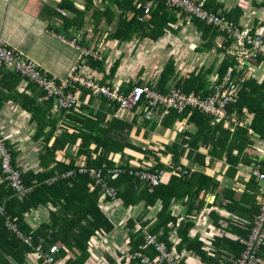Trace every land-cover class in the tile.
I'll return each instance as SVG.
<instances>
[{"label": "trees", "instance_id": "trees-1", "mask_svg": "<svg viewBox=\"0 0 264 264\" xmlns=\"http://www.w3.org/2000/svg\"><path fill=\"white\" fill-rule=\"evenodd\" d=\"M85 1L86 9L80 11L74 6L73 0H62L58 7L64 14L53 12V16L60 20V25L52 27L51 30L67 40L75 38L81 47L90 51H97L100 42L103 41V35L106 39L117 42H128L133 37L157 41L165 35L167 30L171 29L173 32V29L169 27L175 22L171 11L173 9L168 8L162 0H155L147 14L144 13V5L149 0H100L97 7L93 5L92 0ZM211 4L213 0L203 5L208 11L217 12ZM89 12L90 15L86 19ZM234 14L223 13L224 17L235 22ZM87 21L91 25L90 32V29L84 30ZM194 22L202 26V37H207L211 27L196 19ZM108 27L112 28L109 32L106 31ZM214 37L215 35H211L210 39ZM202 45L205 48L209 47V44ZM88 61L96 63L95 66L102 71V60L87 58L84 64ZM234 64L235 61L228 56L218 70L217 82L221 81L228 68H234ZM117 66L118 61H115L107 78L113 77ZM38 69L42 70L39 66ZM210 71V69L201 68L197 73L192 72L187 77L179 79L174 61L170 59L160 72L156 85L148 84L147 86L165 93L171 85H175L186 93L194 92L206 96L212 91V84H209L206 77ZM236 75L233 69L235 78H237ZM20 80L24 79L11 68L1 69L0 109L4 103L13 101L30 115L29 121L33 125L30 139L38 146L37 168L32 170L16 165L17 152L9 141L5 142L11 151L12 164L16 165L21 172L22 185L25 191L29 192L23 197H17L8 184L0 183V202L5 215L17 225L21 235H14L7 230L5 217L0 215V264H27V258L30 256L37 257L38 264H47L45 256L52 246L57 247V252L53 255L54 264H86L91 238L96 234L109 233L113 229V224L101 208L102 203L115 201H120L125 208L142 204L144 211L142 216L157 203L160 204L153 222H151L152 219L141 222L140 229L135 232L133 222H128L130 229L128 245L135 264H142L140 259L134 256L136 252L142 253L151 260L157 256L153 247L143 245L145 233L155 235L157 240L164 244L167 253L178 260V264H186L179 258L181 251L197 255L205 264H221L222 261L225 264L235 263L244 248L239 238H247L259 210L241 207L235 210L233 206H236V203H233L232 209L229 207L230 213L248 218L249 222L243 228L236 226L238 224H231L230 231L236 233L238 237L236 240L232 241L223 235L214 236L210 250H204L203 242L196 236L189 235L192 222L187 218L193 214V211L197 214L201 210L202 202L197 209L193 207V204L202 191L215 188L216 182L206 174L191 172L190 168L181 164L184 154L182 145L187 144L190 148L188 157L195 156L194 150L199 142L206 144L208 141H213L214 152L218 149L223 151L227 145L228 161L234 165L237 157L232 156V151L242 152L247 145L246 142L249 141V135L243 125L248 123L244 113L247 112L252 117L249 127L264 139V82L258 85L250 79L242 81L236 102L227 107L228 118L214 125L211 124L209 116L196 111L189 116L188 111L182 114L173 110L169 111L160 121L163 129H172L177 121L187 118L189 123L196 126V131L192 134L177 133L172 142L163 145L162 149L157 151L162 156H169V162L164 164L160 162L156 152L151 149H142L141 146L128 141L127 133L124 134V132L131 131L137 120L136 115L126 121L108 118L107 116L112 115L116 107L107 106V101L103 98L98 99V107L92 106L95 99L83 88L80 89L79 111L66 112L57 109L53 98H45V92L27 80L24 81L30 86L32 95L18 93L14 86ZM9 82L12 83L11 87ZM132 87L131 85L126 90L129 91ZM70 90L74 89L70 88ZM230 117L236 118L237 124L234 125L233 131L223 130L222 124L229 123ZM150 122L142 121V124L152 131L156 123L150 124ZM229 139L230 142H228ZM125 150H130L133 154H126ZM118 154V157H114ZM138 154L143 158H139ZM125 155L128 156L125 158ZM149 159L152 162L144 166L143 162ZM194 160L201 164L203 157L196 155ZM116 165L127 171L116 177L105 173V170ZM78 166L102 168L106 186L116 190L115 199L106 197L103 189L86 174L78 173ZM134 166L146 167L154 172L163 171L165 176L166 173L169 175L167 179L164 177L159 185L150 186L128 174V170L139 169V167L132 168ZM177 167H180V170ZM70 171H73V174L66 176ZM183 199L187 209L184 219L178 221L170 208L176 200L183 201ZM40 208L44 209L47 219L32 228L25 217ZM224 208L226 209V206ZM246 213L250 215L246 216ZM210 215L216 222L214 225L219 227L217 216L213 213ZM173 228L176 229L179 237L176 245L169 240V234ZM27 238L30 239L31 246L25 242ZM38 245L41 246L40 252L36 251ZM173 248L175 251H172ZM224 255L227 256L226 258L229 257L230 261L223 259ZM65 256L67 259L62 263L61 259ZM257 257L258 264H264V244L259 248ZM108 264L116 263L109 259Z\"/></svg>", "mask_w": 264, "mask_h": 264}, {"label": "crops", "instance_id": "crops-1", "mask_svg": "<svg viewBox=\"0 0 264 264\" xmlns=\"http://www.w3.org/2000/svg\"><path fill=\"white\" fill-rule=\"evenodd\" d=\"M149 1L153 5L155 0ZM195 1L201 3L204 7L203 4L209 0ZM60 2L62 0H0V41H4L10 48L21 52L34 61L48 75H52L57 79H65L70 69L74 67L76 53L72 47L66 42L61 41L51 30L52 27H59L60 25V20L56 16H53V12L61 13L58 7ZM73 3L80 11L86 9L85 0H73ZM92 3L97 7L100 4V0H92ZM211 6L216 8V14L223 17V13H235V22L225 18L239 29L248 31L251 34H260L264 38V0H213ZM171 11L173 12L175 22L169 27L173 29V32L169 29L165 35L169 33L177 34V30L181 31V29H183L184 33H188L192 29L199 39V46L192 45L188 50L192 53H202L200 55L205 54L207 57L199 67H193L188 74L192 72L197 73L201 68L210 69V73L206 75L207 81H209L210 85L215 84L218 81V70L229 56L235 61L233 69L237 73V78H240L242 81L250 79L258 85L264 82V58L257 56L244 64H240V59H237L231 53L236 50L237 44L227 35L216 29L214 30L217 33L214 32L213 27L210 26L212 29H209V35L203 38L202 26L194 22L195 18L188 17L178 10L173 9ZM89 15L90 12L86 19H88ZM87 29H90L89 32L91 31L89 21L86 22L84 30ZM111 30L112 28L110 27L106 29L108 32ZM211 35H215L214 38H211L212 40L210 39ZM102 40L97 49L102 54V71L98 69V66H95L97 65L96 63L92 61L90 63L88 61L82 65L83 68L81 69L82 71L80 70V73L82 72L84 76L93 78L100 84L118 86L122 91H127L126 89H129L131 85H137V82L146 86L148 84L156 85L163 67L154 80L142 76L144 80L139 78L136 81H131L126 80L128 71L123 70V65L126 60L125 52L134 41L139 40L154 44L160 39L151 41L149 39L133 37L128 42H117L116 40L106 39L105 35H103ZM203 43L209 44V47H203ZM227 43L228 45H226ZM113 55H116V57H113ZM169 59L174 61L175 71L178 73L179 79L188 76V74L184 76L176 70V60L171 56H169ZM208 60L210 61L209 64H207ZM115 61H118L116 71L113 77L107 78ZM176 80L174 82H177ZM11 86L12 83L9 82V87ZM14 88L18 93L22 92L27 95H32L30 93V86L24 80H20ZM97 104L98 100H94L92 106L98 107ZM135 117L137 120L130 129L131 131L124 132V134L127 133L126 137L128 141L137 146H140L138 144L146 145L144 149H151V151L156 152L160 157V162L164 164L169 162V156H162L157 151L161 150L163 145L172 142L177 133L187 132L192 134L196 131V126L189 123L187 118L184 119L181 130L177 132L176 130L180 127L177 124L178 121L172 129H163L155 117L150 122V124L156 123L155 128L151 131L147 126L142 124V121L137 115ZM244 117H246L248 122L243 125L246 127L247 134L249 135V141L246 142L247 145L243 148L242 152L237 153V150L232 151V156L236 155L235 157H237L234 165L228 161L227 145L223 151L218 149L214 152L213 141H208L206 144L199 142L194 150L196 154L193 157L187 156L190 151L187 144L182 145L184 154L181 164L190 168L191 172L206 174L216 182L215 188L202 191L198 200L193 204V207L197 209L199 203L202 202L201 210L197 214L195 213L196 211H193V214L187 218L192 222L189 235L191 237L196 236L202 241L204 250H210L211 241H213L214 236L223 235L232 241L236 240L238 238L236 233L234 234L230 231L231 224L235 223L238 224L236 226L243 228L249 222L248 218L230 213L229 207L232 209L231 205H234L233 203H236V206H233L235 210L237 207L259 210L264 202V193L262 194L264 184L254 181L249 175L253 163L258 162L262 167L264 166V139L260 138V134L254 132L249 127L248 124L251 121V115L246 112L244 113ZM29 119L30 115L13 101L4 103L0 109V133L15 148L14 150L17 152L15 159L16 165L25 169L36 170V162L30 163V159L36 158L38 146L30 139L33 125ZM181 121L183 119L179 122ZM227 125L228 123L222 124V129L227 130ZM29 127L31 129L30 131ZM228 142H230V139ZM35 145L37 146L36 149ZM33 152L35 154H31ZM125 152L133 154L130 150H125ZM196 155L203 157L201 164L194 160ZM118 156L119 154L114 155V157ZM126 156L128 155H125V158ZM137 156L139 158L142 157L139 154ZM133 165L136 164L134 163ZM168 175L166 173L165 179L168 178ZM225 206L226 209L224 208ZM101 208L113 224V229L109 233L96 234L91 238L88 250L89 257L86 264H108L109 259H112L116 264H135L133 262L134 258L130 253V246L128 245V234L130 233L128 222L132 221L134 224L133 231H137L140 229L141 222L149 219H152L151 222H153V217L160 208V204L157 203L144 216H142L144 213L142 204L125 208L120 201L104 202ZM170 209L179 221L185 217L187 204H185L184 199L183 201L176 200L172 203ZM211 213L217 216L219 227L214 225L216 222L211 217ZM249 215V213H246V216ZM140 216L142 218L137 221ZM25 218L29 226L35 228L47 219V215L44 209L40 208L27 214ZM146 228H144V231H146ZM169 240L173 245L178 243L179 237L177 236L175 228L170 232ZM240 240L241 238H239V242ZM172 251H175V248ZM226 257L224 255L223 259L230 261V258ZM179 258L186 264H205L200 261L197 255L184 251L180 252ZM36 259L37 257L35 256L28 257L27 264H38ZM66 259L67 256L61 259V262L63 263ZM221 264L225 263L222 261Z\"/></svg>", "mask_w": 264, "mask_h": 264}, {"label": "built area", "instance_id": "built-area-1", "mask_svg": "<svg viewBox=\"0 0 264 264\" xmlns=\"http://www.w3.org/2000/svg\"><path fill=\"white\" fill-rule=\"evenodd\" d=\"M168 8L183 12L186 16L195 18L207 26L213 27L219 32L227 35L236 44V50L231 52L240 64H244L249 60L260 56L264 58V38L260 34H251L236 27L231 21L225 17L206 10L201 3L195 0H162ZM152 2L147 1L144 5V13L147 14ZM64 14L63 12H61ZM58 38L66 42L76 52L74 67H72L65 79L57 80L54 76L48 75L46 71L39 70L38 65L16 51L4 42L0 41V79L1 69L11 68L17 72L24 80H27L36 85L40 90L45 92V98L51 97L57 109L66 112H78L81 104L80 89L83 88L89 92L95 100L103 98L107 101V106L116 107L112 115L108 118H117L121 121L131 120L135 115H138L141 121H152L157 118L160 122L169 111L173 110L178 114L188 111L189 116L193 111L211 118V124L222 122L228 118L227 107L236 102L238 92L240 90L241 79L233 76V68H228L223 75L221 81L213 83L212 91L206 96L196 94L194 92H183L179 87L171 85L165 93H162L154 88L140 84L133 86L129 91H122L118 86L110 84H100L96 80L84 76L79 71L83 68V64L87 58L100 61L102 54L99 50L90 51L81 47L75 38L67 40L61 35ZM58 81V82H56ZM73 88L74 90H70ZM185 119V118H184ZM184 119L177 124L181 130V125ZM243 120V119H242ZM246 121V120H245ZM234 117H230L227 129L233 131V127L237 124ZM7 138L0 133V183L5 182L17 197H23L26 193L21 182V172L18 167L12 164L11 151L6 145ZM134 166L132 168H138ZM129 169V168H128ZM180 170V167H177ZM125 169L116 165L113 168L105 170L107 175L116 177L118 174L125 173ZM78 173L86 174L90 179L94 180L96 185L103 189V194L115 199L116 190L112 187H107L102 168H87L78 166ZM73 174V171L67 173L66 176ZM128 174L136 177L142 182L148 183L150 186H157L165 177L163 171H151L146 167H139L137 170H128ZM250 177L264 184V168L260 163L256 162L250 168ZM264 188L262 189V194ZM264 195V194H263ZM0 215L5 217V227L11 233L21 236L18 227L9 217L5 215L4 208L0 202ZM143 245H150L154 248L157 256L151 260L142 253H134V256L140 259L142 264H178L172 255L167 253L164 244L157 240L155 235L144 234ZM28 246H31L30 239L25 241ZM243 251L236 259L234 264H258L259 258L257 252L264 244V202L260 206L259 213L253 220L252 228L245 239H241ZM36 251H41V246L36 247ZM57 252V247L52 246L47 255L45 262L54 264L53 255Z\"/></svg>", "mask_w": 264, "mask_h": 264}, {"label": "rangeland", "instance_id": "rangeland-1", "mask_svg": "<svg viewBox=\"0 0 264 264\" xmlns=\"http://www.w3.org/2000/svg\"><path fill=\"white\" fill-rule=\"evenodd\" d=\"M157 43L150 44L139 40L134 41L126 50V60L123 65V70L128 71L126 80L136 81L137 79L145 78L155 79L160 70L164 69L169 56L176 60V70L186 76L193 67H199L205 59L206 55L202 53H192L188 49L192 45L199 46V39L191 29L190 32L184 33L177 30L176 33H169L159 38ZM148 41V40H147ZM201 46V45H200ZM76 53V52H75ZM116 57V55H113ZM209 60L208 63L209 64ZM148 75V76H147ZM144 80V79H143ZM29 127V131H30ZM143 149L146 147L144 144H138ZM37 146L35 145V149ZM31 154H35L34 152ZM29 154V155H31ZM128 154V152H126ZM140 155V154H139ZM36 162L35 159H30V163ZM135 162V160H133ZM152 161H144L143 164L149 165ZM134 164V163H133Z\"/></svg>", "mask_w": 264, "mask_h": 264}, {"label": "clouds", "instance_id": "clouds-1", "mask_svg": "<svg viewBox=\"0 0 264 264\" xmlns=\"http://www.w3.org/2000/svg\"><path fill=\"white\" fill-rule=\"evenodd\" d=\"M60 12H62V11H60Z\"/></svg>", "mask_w": 264, "mask_h": 264}]
</instances>
